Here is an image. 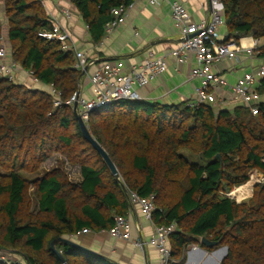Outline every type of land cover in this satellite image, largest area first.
Here are the masks:
<instances>
[{"label":"trees","instance_id":"1","mask_svg":"<svg viewBox=\"0 0 264 264\" xmlns=\"http://www.w3.org/2000/svg\"><path fill=\"white\" fill-rule=\"evenodd\" d=\"M71 2L96 45L111 11L130 3ZM221 2L225 42L264 41V0ZM0 7L7 22L0 18V37L6 26L12 59L23 70L18 81L0 76V253L22 260L11 264H63L58 254L67 264H116L64 244L54 251L52 244L85 231L110 232L117 217L128 218L132 194L154 197L155 229L175 225L171 264H185L191 247L227 248L222 264H264V183L248 201L228 197L252 173L264 178V78L256 90L257 115L243 106L217 112L211 105L144 101L93 112L86 124L117 178L85 139L74 109L54 108L51 88L68 101L80 90L82 72L72 51L39 36L52 29L43 2L0 0ZM258 53L264 57V46ZM29 73L37 83L23 79ZM54 155L80 168L78 183L61 168L42 170ZM202 238L218 246L206 248Z\"/></svg>","mask_w":264,"mask_h":264},{"label":"crops","instance_id":"2","mask_svg":"<svg viewBox=\"0 0 264 264\" xmlns=\"http://www.w3.org/2000/svg\"><path fill=\"white\" fill-rule=\"evenodd\" d=\"M41 1L47 14L72 32L77 49L86 52L93 63L88 68V75L82 78L80 90L84 98L94 97L89 75L94 74L103 65L119 66L122 74H128L132 67L154 57L164 58L167 70L147 86L135 88L141 101L176 105L197 100L196 91L201 82L191 77L196 67L195 57H191L187 63H178L169 56L183 39L180 29L171 18V3L176 0H158V6L150 5L149 0H136L121 25L111 34L105 35L98 45L93 43L89 29L72 5V0ZM186 8L195 22L210 13L209 0H190L186 3ZM64 10L71 12L69 20L64 18ZM225 35L226 29L223 36ZM254 42V38L248 37L241 39L239 44L249 48L253 47ZM263 60L264 57H260L258 51L252 56L244 52L238 59L225 60L216 66L213 71L221 83L217 90V102L211 106L217 112L232 111L242 106L233 95L232 89L246 75L256 73L264 67ZM23 79L33 82L27 74ZM257 88V85H254L252 89ZM128 219L133 227L134 240L147 241L154 234L155 226L145 218L138 204H133ZM73 240L117 264H142L146 261L149 264H160L159 255L153 248L148 247L146 252L142 253L132 243L115 239L110 232H83Z\"/></svg>","mask_w":264,"mask_h":264},{"label":"built area","instance_id":"3","mask_svg":"<svg viewBox=\"0 0 264 264\" xmlns=\"http://www.w3.org/2000/svg\"><path fill=\"white\" fill-rule=\"evenodd\" d=\"M135 1L129 0L130 3L128 5H122L111 11L113 19L106 25V35L111 34L121 25L127 17L128 11L133 8ZM189 1L176 0L171 3V18L180 29L183 39L169 53V56L173 57L178 63H187L191 57H195L196 67L192 71L191 77L199 80L201 86L196 91L197 100L189 104L191 108H194L199 105H213L217 102V90L221 80L213 71L216 66L225 60H236L244 52L252 56L264 46V41L255 40L253 47L249 48L243 47L233 40L225 42L226 35L223 36L221 32L222 29H226L224 7L221 0H209L210 13L199 22L193 20L186 8V3ZM149 3L153 6L159 5L158 0H149ZM63 16L69 20L72 14L69 10H64ZM0 18L2 23L6 25L7 22L4 19L3 10H0ZM51 22L52 29L40 33L39 36L49 41L61 43L65 51H72L76 58V69L81 71L82 74L88 75L87 69L93 63L87 53L77 49L74 43V36L69 29L52 18ZM195 34L196 36L189 38ZM166 70L165 59L154 57L147 59L139 66L132 67L128 74H122L119 66L105 64L94 74L89 75L94 97L90 99L84 98L81 95V90H79L68 101L64 102L62 94L56 89L51 88L50 94L54 98L53 105L55 109H61L63 106H70L74 109L77 104L78 114L87 123L93 112L113 105L116 102L141 101L135 88L147 86L163 75ZM22 72L21 66L12 59L7 34L4 35L3 33L0 37V76H6L11 80L18 81ZM28 77L33 78L31 73L28 74ZM262 78H264V67L256 73L246 75L232 89L233 95L240 101L241 105L249 109L253 115H257L259 112L258 104L261 98L256 93V90L252 88L254 85L258 87ZM33 81L37 83L36 80ZM252 175L253 173L250 179H252ZM262 183H264V178L261 176V181H259L258 185ZM236 191L229 193L228 197L234 199ZM153 200V196L149 199H141L136 194H132V203L141 207L145 218L150 222H152V213L155 210ZM115 222V227L110 231V234L115 239L132 243L142 253H145L148 247L153 248L159 255L160 264H171L172 253L168 247V240L176 229L175 225L156 228L154 234L147 241H144L142 239H133V227L128 218L117 217ZM88 232L85 231V233ZM142 264L149 263L146 261Z\"/></svg>","mask_w":264,"mask_h":264},{"label":"water","instance_id":"4","mask_svg":"<svg viewBox=\"0 0 264 264\" xmlns=\"http://www.w3.org/2000/svg\"><path fill=\"white\" fill-rule=\"evenodd\" d=\"M194 36H196V34L195 35H191L189 38H193ZM84 75H85V73L82 74L81 79L84 77ZM74 113H75V115L77 117V120L79 122V125L81 127V130H82V133H83L85 139L101 154V156L104 158L105 162L109 166L110 170L112 171L113 175L115 177L119 178L118 170L115 167L112 159L107 154V152L105 151V149L92 136V134L90 133V131L88 129L87 124L83 121V119L81 118V116L78 114V106H77V104L74 106ZM217 158L218 159H221V156L218 155ZM58 244H64V245L71 246V247H74V248H77V249H81V250H84L85 252H88V253H90V254H92L94 256H97L99 258L112 261L111 259L105 257L102 254H99V253H97V252H95V251H93L91 249H88L86 247H83L82 245L78 244L77 242L73 241L72 239H67V238L57 239L52 244V249L54 251H56L55 248H56V246ZM201 245L204 246V247H206V248H209V249L216 248L218 246L217 243L211 242L210 240H208L206 238H202ZM194 251H196L197 253H199L200 256H201V259H205L206 261L207 260H210V259H214V256H217V255L219 257L220 254L223 253V256H221V258L219 257V260H218L219 262L217 261L216 264H222L223 260L227 257V254H228L227 248H216V250H214L213 252L209 253V252H207L205 249H203L201 247H191L189 249L188 253H187V259H186L185 264H188V262H189V255L191 253H193ZM58 256L61 259V261H62L63 264H67L66 260L64 259V257L61 254H58Z\"/></svg>","mask_w":264,"mask_h":264},{"label":"rangeland","instance_id":"5","mask_svg":"<svg viewBox=\"0 0 264 264\" xmlns=\"http://www.w3.org/2000/svg\"><path fill=\"white\" fill-rule=\"evenodd\" d=\"M0 10H2V7H0ZM6 31H7L6 27H4V32H3L4 35L6 34ZM224 32H225V29L222 30V35H224ZM263 63H264V60H263ZM55 168L63 169L69 175V178L73 182L78 183L81 180L80 168L71 166L68 163V161L60 155H54L49 161H47L42 166L43 171H50ZM0 173H4V171L0 169ZM259 181H261V175L254 172L252 175V179H250V181L246 185H244L243 188L241 187L242 189L240 188L235 189L237 191L235 192L236 197L234 198V200L236 201L238 199V201L236 202L242 203V202H245L251 199L254 194V189L258 185ZM74 240H77V239H74ZM18 258L19 257L11 256L6 252L0 253V261L2 262V264L15 263L16 261L22 262V260Z\"/></svg>","mask_w":264,"mask_h":264},{"label":"bare ground","instance_id":"6","mask_svg":"<svg viewBox=\"0 0 264 264\" xmlns=\"http://www.w3.org/2000/svg\"><path fill=\"white\" fill-rule=\"evenodd\" d=\"M221 256H223V253L220 254L219 257L221 258ZM219 257L217 255V256H214L215 259H210V260H207L206 261L205 259H201L200 254L197 253L196 251H194L193 253H191L189 255V262H188V264H216V262L219 260Z\"/></svg>","mask_w":264,"mask_h":264}]
</instances>
